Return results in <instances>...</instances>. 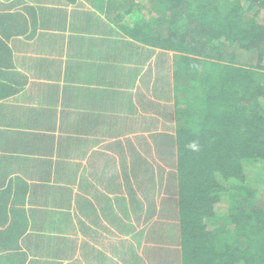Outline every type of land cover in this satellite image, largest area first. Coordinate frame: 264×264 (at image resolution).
Wrapping results in <instances>:
<instances>
[{
  "label": "crops",
  "instance_id": "crops-1",
  "mask_svg": "<svg viewBox=\"0 0 264 264\" xmlns=\"http://www.w3.org/2000/svg\"><path fill=\"white\" fill-rule=\"evenodd\" d=\"M149 7V0H0V264H28L30 251L51 255L33 236L37 224L71 225L66 214L76 206L84 237L116 231L110 225L124 218L114 194L127 197L135 165L149 174L144 150L167 162L154 171L158 186L171 174L174 162L161 147L175 135H163L177 120L175 80L157 67L173 55L129 33L150 24ZM99 202L107 204L100 215ZM165 249L150 264H171Z\"/></svg>",
  "mask_w": 264,
  "mask_h": 264
},
{
  "label": "trees",
  "instance_id": "trees-1",
  "mask_svg": "<svg viewBox=\"0 0 264 264\" xmlns=\"http://www.w3.org/2000/svg\"><path fill=\"white\" fill-rule=\"evenodd\" d=\"M150 2L149 15L163 13L129 33L175 54L178 127L168 142L172 198L141 213L152 206L157 218L138 232L153 240L149 264L158 230L171 264H264V0ZM131 203L127 216V205L142 211L135 195Z\"/></svg>",
  "mask_w": 264,
  "mask_h": 264
},
{
  "label": "rangeland",
  "instance_id": "rangeland-1",
  "mask_svg": "<svg viewBox=\"0 0 264 264\" xmlns=\"http://www.w3.org/2000/svg\"><path fill=\"white\" fill-rule=\"evenodd\" d=\"M200 1L203 4L204 3L206 4V2L217 4V3H224L226 0H200ZM149 4H150V7L152 6L154 11L158 9V7L155 4H152L151 2ZM158 12L161 14L163 13L161 11H158ZM158 12L153 15H150L151 22L152 21L155 22L156 17L159 18ZM166 22H164L163 24L157 27V30L159 32H163L164 30L167 29ZM169 54H172V53H169ZM172 55L174 56L175 54H172ZM169 56L166 60L165 58L161 59L159 64L162 65V67H157L158 71L164 69L166 74H168L170 70H171L170 73L175 72V68H176L174 66L175 64H172L170 62L172 57H169ZM245 57H246V54H243L241 56V60H243ZM164 60L165 62H163ZM158 78L160 77L158 76ZM173 93L175 97V90ZM165 98H168V97H165ZM181 103L186 104L187 103L186 99L185 101H182ZM177 127H178L177 120H175V123H172V124L170 123V125L167 126L166 133L174 134ZM152 141L153 140H151V142ZM161 144L162 143H160V145ZM164 144L165 145H163L161 148H163L165 152L169 153L170 149H169L168 143L165 142ZM163 149H161V152H164ZM168 153H166V155ZM143 154L150 157L149 162L147 161L148 169H146L147 171H149V174H142L141 173L142 170H145V169L141 167L136 168L137 165H135L133 168V172L128 173V175L126 176L127 180L131 183V185L129 186V192H128L127 197L125 196V192H116L114 194V196L117 198V201L119 202L116 206L118 215H120L121 218H124V219L118 220L116 222L117 225L115 223L110 225L112 228L113 227L117 228L116 231L113 229L114 231L112 230L111 234H107L105 238H102V237L93 238L90 236L91 233L90 234L86 233L87 237L86 236L84 237L83 234L78 232L79 231L78 229L79 228V223H78L79 222L78 221L79 207L76 206L75 207L76 210H71L72 212H75V214L73 213L66 214L67 220L65 221H71L74 219V223L71 225L69 224V222H67L65 225V222L53 223L52 221H49L50 224L49 223L48 224H42V223L37 224V226L42 229L40 230L38 228L39 229L38 232L37 231L33 232V236L37 237L36 239L39 241L48 243L49 253H52V254L48 255L49 256L48 257V256H43V255H35L33 254V251H30L27 256L28 259H30L28 264H47V263H43L42 261H47L48 259H49L48 264H145L144 261H139L137 263V258L138 260L139 259L148 260L149 251L147 247L152 246V243L150 242H152L153 240L151 238L147 239V233H146L147 231L144 232V238L138 236V232H141L142 229L146 228L147 224H152L155 220H157V218H155L154 216L152 217L150 215L152 206L151 208H148V210L145 212L144 217L141 216V213L142 212L144 213V210L147 209L148 204L150 205L152 204V201H154V205H155V203L159 204L160 201H162L163 199L167 200L166 198H170V197L172 198V193H169L167 184H173V182L170 183V176H165L166 178H165V183H163V186H158L157 183L159 182L160 179H159V175H156V173H158L160 168L163 167V165L167 162H162V161H159L158 159L154 160L152 158V153L148 154L146 150L143 151ZM136 155H139V153L135 152L134 161L135 160L138 161V156ZM157 156L159 158L161 155H157ZM151 161L153 164H150ZM170 161L171 160H169V162ZM168 170H170L169 172H171V174L175 173L174 168L169 167ZM123 177H125V174H123ZM149 177L151 178V181H149ZM97 183H98L97 190L99 192L105 191V189L100 191L99 182ZM164 185L166 187L165 189H164ZM98 191L96 190L91 191L92 193L89 192V195L92 194L93 195L92 198L94 199L97 198L98 200L100 198ZM133 195H135L137 201L141 203L142 211L139 213L140 215L137 213L135 215V213L133 214L132 208L129 205H127V209L131 212V216H127L124 214V207L128 203L132 204L131 202H132ZM98 207H99V212H100L98 214L100 215L104 213V210L107 208V204L106 202L105 203L99 202ZM61 210L64 211L65 208L60 209L59 211ZM2 219L7 220L6 217H2ZM4 223L5 222H0V225H3ZM86 223L88 224L89 221H87ZM11 226L12 224L9 227ZM132 228H137V230L134 231ZM44 230H48V231H44ZM96 231L98 235L100 234V232L101 233L103 232V229L97 228ZM79 237H80V242H79ZM156 237L160 239L157 242V248L159 249L160 247L166 248L165 246H168L167 244L171 242V240H166L165 238H163L164 236H162V232L159 230H158V233L156 234ZM89 238L91 242L95 241V243L93 242V246L91 248H88V249L86 248V250H84L82 247L84 246L83 242L88 241ZM23 242H26V241L23 240ZM130 247H131V250H130ZM129 257L130 258L133 257V259L132 260L130 259L129 261ZM3 259L4 258H2V260Z\"/></svg>",
  "mask_w": 264,
  "mask_h": 264
}]
</instances>
